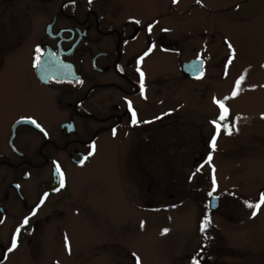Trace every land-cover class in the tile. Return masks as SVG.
<instances>
[{
	"label": "rangeland",
	"instance_id": "374dc122",
	"mask_svg": "<svg viewBox=\"0 0 264 264\" xmlns=\"http://www.w3.org/2000/svg\"><path fill=\"white\" fill-rule=\"evenodd\" d=\"M162 3L164 48L149 58V76L162 81L149 94L163 98L152 108L167 116L157 131L146 127L154 131L148 143L135 142L136 130L134 142L122 130L105 133L91 163L70 169L74 198L65 210L76 224L66 248L75 242L76 253L81 239L83 264H189L202 248L221 252L225 264H264V206L255 216L248 207L264 193V0ZM137 5L144 14L159 7ZM197 55L207 73L190 81L181 63ZM217 101L228 110L222 128ZM17 107L34 109L28 98ZM209 193L221 199L212 212ZM39 259L15 250L3 264Z\"/></svg>",
	"mask_w": 264,
	"mask_h": 264
},
{
	"label": "flooded vegetation",
	"instance_id": "af4514ba",
	"mask_svg": "<svg viewBox=\"0 0 264 264\" xmlns=\"http://www.w3.org/2000/svg\"><path fill=\"white\" fill-rule=\"evenodd\" d=\"M138 1L0 0V264L15 250L40 257L37 264H83L81 239L76 253L75 242L66 248L76 224L65 210L74 198L70 169L91 163L105 133L114 138L122 130L133 139L136 130L135 142L148 143L154 131L146 127L157 131L167 116L162 106L152 108L163 98L149 94L162 81L149 76L155 69L149 58L164 48L163 0L147 14ZM198 58L203 74L184 69ZM208 65L197 55L180 69L197 81ZM24 98L34 109L17 107ZM92 243L96 248L97 240ZM222 257L196 249L189 264H225Z\"/></svg>",
	"mask_w": 264,
	"mask_h": 264
},
{
	"label": "snow or ice",
	"instance_id": "6c2138e0",
	"mask_svg": "<svg viewBox=\"0 0 264 264\" xmlns=\"http://www.w3.org/2000/svg\"><path fill=\"white\" fill-rule=\"evenodd\" d=\"M138 23V22H137ZM150 30V29H149ZM37 61H39V57H37ZM141 75V80H143V73L141 72L140 73ZM243 79V77H241V80ZM239 85V81L237 82V87ZM238 94L237 92H234L233 95H236ZM217 103L220 104V107L223 109V112H222V115H221V119H224L226 118L227 114H228V110L227 108L224 106V104L222 102H219L217 101ZM138 121H137V118H136V113L135 111H132V123L133 124H136ZM217 127H219V125H217ZM229 134H230V130H229ZM215 146V142L213 141V147ZM94 145H93V149H94ZM86 159V157H85ZM210 159V158H209ZM60 183H61V187L63 186V178H62V174L60 176ZM209 195H212V193H209ZM261 206H264V193L261 194V197L259 199V201L256 203V204H251V203H248V207L250 208H254L256 211L253 212V215L255 216L257 214V212L259 211V209L261 208ZM27 219H25L24 223L27 224ZM209 221H205L204 224L202 225V231H204V229L207 227ZM168 230L165 229L164 232L166 233ZM17 232H19V229H17ZM16 247V241L13 240L12 241V249H14ZM11 250V249H9ZM137 264H140L139 262V258H137ZM196 264H199V262L197 261Z\"/></svg>",
	"mask_w": 264,
	"mask_h": 264
},
{
	"label": "water",
	"instance_id": "95a60500",
	"mask_svg": "<svg viewBox=\"0 0 264 264\" xmlns=\"http://www.w3.org/2000/svg\"><path fill=\"white\" fill-rule=\"evenodd\" d=\"M43 62V61H42ZM192 67V68H191ZM195 68L194 75H201L204 73V61L202 59H195L191 62L184 64V69L186 71H190L191 69ZM193 74V73H192ZM220 206V197L217 195H213L210 200V208L212 210H217Z\"/></svg>",
	"mask_w": 264,
	"mask_h": 264
},
{
	"label": "trees",
	"instance_id": "16d2710c",
	"mask_svg": "<svg viewBox=\"0 0 264 264\" xmlns=\"http://www.w3.org/2000/svg\"><path fill=\"white\" fill-rule=\"evenodd\" d=\"M227 118V117H226ZM226 118H224V119H219L221 122H220V127L222 128L223 127V121H225V119Z\"/></svg>",
	"mask_w": 264,
	"mask_h": 264
}]
</instances>
